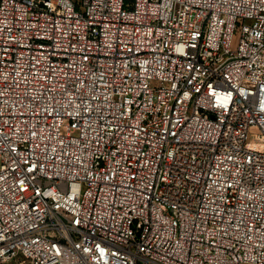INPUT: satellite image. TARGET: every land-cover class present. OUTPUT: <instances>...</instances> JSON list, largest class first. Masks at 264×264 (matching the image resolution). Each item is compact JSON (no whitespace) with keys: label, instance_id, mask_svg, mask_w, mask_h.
I'll return each instance as SVG.
<instances>
[{"label":"built area","instance_id":"obj_1","mask_svg":"<svg viewBox=\"0 0 264 264\" xmlns=\"http://www.w3.org/2000/svg\"><path fill=\"white\" fill-rule=\"evenodd\" d=\"M0 264H264V0H0Z\"/></svg>","mask_w":264,"mask_h":264}]
</instances>
